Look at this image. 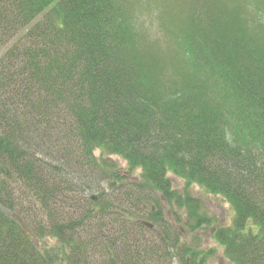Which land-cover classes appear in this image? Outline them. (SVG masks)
I'll list each match as a JSON object with an SVG mask.
<instances>
[{"label":"trees","instance_id":"1","mask_svg":"<svg viewBox=\"0 0 264 264\" xmlns=\"http://www.w3.org/2000/svg\"><path fill=\"white\" fill-rule=\"evenodd\" d=\"M181 210L264 264V0H0V264H205Z\"/></svg>","mask_w":264,"mask_h":264},{"label":"rangeland","instance_id":"2","mask_svg":"<svg viewBox=\"0 0 264 264\" xmlns=\"http://www.w3.org/2000/svg\"><path fill=\"white\" fill-rule=\"evenodd\" d=\"M151 18H149L148 23V32L150 33V36L156 41V44L162 48V43L164 41V36L162 35V32L158 29V26L154 21H151ZM146 24L144 25V28H146ZM97 156L101 155L100 150L95 151ZM113 161L117 163V166L119 167L121 172L128 173L127 171V164L126 161L119 158L117 155H111L109 156ZM140 174V170H136L135 175L131 176V179L134 177H138ZM169 177L172 180V183L176 189H182L184 186V181L180 177L175 176L173 173H169ZM114 184L113 187L110 185ZM102 186L104 190L111 194L113 197L116 196L118 192H122V189L119 190L120 184L115 180H104L102 182ZM193 194L197 197H199L203 204V211L209 215L214 216L217 223L220 224H226L230 225L233 221L235 212L233 208L230 206V204L220 195H214L210 192H208L204 187L199 186L197 184H193L191 188ZM164 209H165V216H167L169 219H173L172 212L170 210V207L164 203ZM35 213H39L38 208H36ZM180 217L182 219V224L176 225L179 230L182 232V241L185 243L192 244V241L198 240L201 244L200 247L204 248L205 250L215 249L214 254L209 255L208 259L205 264H232L229 262V260L224 255V249L219 244V242L213 237L212 235V227L207 226L203 229H200L199 231L193 233L190 231L189 227L185 224L186 220V214L184 213V210L180 211ZM25 223V222H24ZM26 224V223H25ZM28 227L27 225H25ZM29 228V227H28ZM31 231V229H29ZM32 232V231H31Z\"/></svg>","mask_w":264,"mask_h":264},{"label":"water","instance_id":"3","mask_svg":"<svg viewBox=\"0 0 264 264\" xmlns=\"http://www.w3.org/2000/svg\"><path fill=\"white\" fill-rule=\"evenodd\" d=\"M110 186L113 187L114 184H111ZM93 198H94V199H97V196H96V195H93ZM25 231L27 232V234H28L31 238L34 239V235H33L32 232L29 230V228L26 227V226H25Z\"/></svg>","mask_w":264,"mask_h":264}]
</instances>
